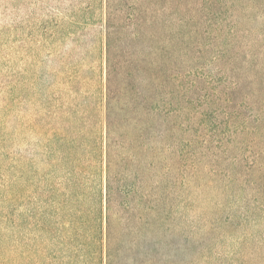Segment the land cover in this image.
<instances>
[{"label": "trees", "instance_id": "1", "mask_svg": "<svg viewBox=\"0 0 264 264\" xmlns=\"http://www.w3.org/2000/svg\"><path fill=\"white\" fill-rule=\"evenodd\" d=\"M13 1L20 65L0 80V107L17 144L8 195L23 211L2 214L13 235L0 264H161L170 137L189 116L216 129L221 100L233 111L251 99L234 70L208 68L230 48L198 41L184 72L169 0ZM255 96L250 134L263 128Z\"/></svg>", "mask_w": 264, "mask_h": 264}, {"label": "rangeland", "instance_id": "2", "mask_svg": "<svg viewBox=\"0 0 264 264\" xmlns=\"http://www.w3.org/2000/svg\"><path fill=\"white\" fill-rule=\"evenodd\" d=\"M11 1L0 0V80L7 85L19 69L16 53L21 50L14 47L21 21L11 11ZM167 13L170 47L181 51L183 71L192 69L198 41L214 49L229 47L231 55L216 58L208 68L234 70L240 99H251L233 111L221 100V126L217 123L216 129L198 131L189 116L182 122L186 129L170 137L161 264H264V119L263 128L253 134L248 133L252 119L246 120L255 94L264 97V0H169ZM4 112L0 107V240L13 235L2 214L9 208L18 216L23 211L19 200L15 203L8 195V182L16 181L10 151H16L17 144H11L8 109L6 116Z\"/></svg>", "mask_w": 264, "mask_h": 264}]
</instances>
